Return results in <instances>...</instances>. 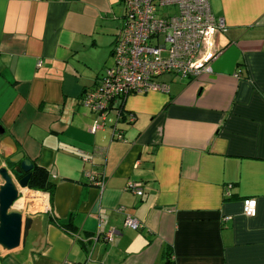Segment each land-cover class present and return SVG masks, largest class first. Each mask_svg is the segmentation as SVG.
<instances>
[{
	"label": "crops",
	"instance_id": "obj_1",
	"mask_svg": "<svg viewBox=\"0 0 264 264\" xmlns=\"http://www.w3.org/2000/svg\"><path fill=\"white\" fill-rule=\"evenodd\" d=\"M208 2L227 28L211 72L162 76L168 93L129 95L101 121L80 98L112 64L120 0H0V156L14 145L53 184L19 188L31 224L0 264H264V0Z\"/></svg>",
	"mask_w": 264,
	"mask_h": 264
},
{
	"label": "built area",
	"instance_id": "obj_2",
	"mask_svg": "<svg viewBox=\"0 0 264 264\" xmlns=\"http://www.w3.org/2000/svg\"><path fill=\"white\" fill-rule=\"evenodd\" d=\"M123 7L121 27L111 50L112 64L106 67L95 85L85 91L80 105L96 119L103 121L110 111L123 115V104L129 95L147 92L168 93V86L158 78L171 75L177 80H192L211 72V64L220 52L213 49L216 34L226 32L220 17L214 16L208 0H120ZM164 8H174V13H164ZM238 77V73L235 75ZM129 123L131 116L124 117ZM104 125L94 121L93 134ZM117 132L114 130V134ZM115 136V135H114ZM116 138L121 139L117 133ZM87 160L85 157L83 161ZM90 186L100 192L105 186L101 175L84 174ZM231 185H226L224 196H230ZM125 189L142 197V185L126 183ZM242 213L252 218L256 213L254 199L242 203ZM123 227L133 231L141 229L140 223L125 215ZM113 230L103 236L112 241ZM92 240L97 241V238Z\"/></svg>",
	"mask_w": 264,
	"mask_h": 264
},
{
	"label": "water",
	"instance_id": "obj_3",
	"mask_svg": "<svg viewBox=\"0 0 264 264\" xmlns=\"http://www.w3.org/2000/svg\"><path fill=\"white\" fill-rule=\"evenodd\" d=\"M3 133L0 128V135ZM12 150L10 156H0V248L5 251L24 243L31 224L30 219L22 220V215L11 209L20 197L19 188L27 190L33 164L21 152H16L14 145Z\"/></svg>",
	"mask_w": 264,
	"mask_h": 264
},
{
	"label": "trees",
	"instance_id": "obj_4",
	"mask_svg": "<svg viewBox=\"0 0 264 264\" xmlns=\"http://www.w3.org/2000/svg\"><path fill=\"white\" fill-rule=\"evenodd\" d=\"M27 189L50 194L53 189V184L49 181L47 173L44 170L33 166L27 182ZM58 227L66 231L72 230L70 224L65 226L58 224ZM167 264H169L168 260Z\"/></svg>",
	"mask_w": 264,
	"mask_h": 264
},
{
	"label": "rangeland",
	"instance_id": "obj_5",
	"mask_svg": "<svg viewBox=\"0 0 264 264\" xmlns=\"http://www.w3.org/2000/svg\"><path fill=\"white\" fill-rule=\"evenodd\" d=\"M174 11H175L174 8H164V10H163L164 13H169V14L174 13ZM30 210L33 211V209H30ZM11 211H17L21 214V212H23V209H17L15 207H12Z\"/></svg>",
	"mask_w": 264,
	"mask_h": 264
},
{
	"label": "flooded vegetation",
	"instance_id": "obj_6",
	"mask_svg": "<svg viewBox=\"0 0 264 264\" xmlns=\"http://www.w3.org/2000/svg\"><path fill=\"white\" fill-rule=\"evenodd\" d=\"M1 157H4V156H1Z\"/></svg>",
	"mask_w": 264,
	"mask_h": 264
},
{
	"label": "bare ground",
	"instance_id": "obj_7",
	"mask_svg": "<svg viewBox=\"0 0 264 264\" xmlns=\"http://www.w3.org/2000/svg\"><path fill=\"white\" fill-rule=\"evenodd\" d=\"M17 202V201H16Z\"/></svg>",
	"mask_w": 264,
	"mask_h": 264
}]
</instances>
